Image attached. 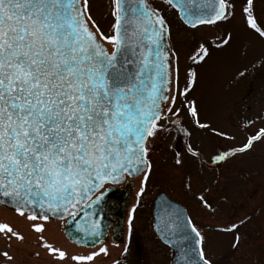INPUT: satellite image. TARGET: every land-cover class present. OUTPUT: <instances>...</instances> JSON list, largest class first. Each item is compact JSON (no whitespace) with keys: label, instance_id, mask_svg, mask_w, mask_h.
Returning <instances> with one entry per match:
<instances>
[{"label":"snow or ice","instance_id":"snow-or-ice-1","mask_svg":"<svg viewBox=\"0 0 264 264\" xmlns=\"http://www.w3.org/2000/svg\"><path fill=\"white\" fill-rule=\"evenodd\" d=\"M167 3L179 9L192 30L226 22L238 11L247 28L264 38L254 0ZM109 8L113 22L105 32L93 17L90 0H0V203L28 221L40 248L60 262L94 264L101 254H110L109 248L105 244L86 254L67 253L46 239L50 218L78 211L89 216L85 209L132 179L139 182L138 199L128 210V240L121 255L130 252L139 197L153 170L152 141L170 132L168 125L190 136L181 119L185 112L198 128L224 140L236 138L201 122L197 101L189 99L199 74L188 68L181 85L179 56L161 11L149 0H110ZM231 39L227 33L218 44L200 42L190 59L199 65L211 47L226 46ZM254 124L249 119L243 127ZM262 142L264 127L247 132L238 146L218 147L211 160L226 163ZM186 149L199 155L191 144ZM175 162L182 163L179 152ZM197 199L215 211L203 194ZM251 219L245 216L215 231L234 234L230 247L239 252L240 228ZM166 230V243L179 247L180 264H214L206 233L191 216L171 210ZM85 231L100 235L95 222ZM0 239L8 249L0 256L12 262L14 243L23 244L26 238L14 225L0 222Z\"/></svg>","mask_w":264,"mask_h":264},{"label":"rangeland","instance_id":"rangeland-1","mask_svg":"<svg viewBox=\"0 0 264 264\" xmlns=\"http://www.w3.org/2000/svg\"><path fill=\"white\" fill-rule=\"evenodd\" d=\"M90 2L93 17L107 32L113 22L110 0ZM152 2L158 4L157 0ZM254 3L258 19L264 22V0H254ZM159 9L171 28L169 42L179 56L181 85L186 83L188 68L195 67L199 74L189 99L197 101L201 122L236 138L224 140L214 136L210 129L198 128L185 112L181 119L190 136L178 133L168 125L172 130L161 133L152 141L150 159L153 170L146 193L139 197L141 203L135 213L134 232L128 241L129 253L121 255L128 240V210L138 199L139 182L132 179L128 180L133 189L126 208L123 240L116 242L112 233L95 247L78 246L66 237L62 227L65 221L56 219L47 223L46 239L71 255L86 254L106 244L110 254H101L94 264H114L115 261L120 264H172L174 250L159 240L153 227L154 200L164 192L183 205L206 233V250L214 264H264L261 255L264 247V142L258 143L251 153L226 163L211 160L218 147L238 146L247 132L264 127V119H256L258 115H264V38L247 28L238 11L226 22L192 30L182 23L168 4H160ZM227 33L232 35L228 45L211 47L210 56L204 62L193 63L190 57L198 43L218 44ZM241 72H244L243 76L239 74ZM249 119L255 120L254 126L243 127ZM188 144L199 155L188 152ZM177 152L182 161L180 165L175 162ZM201 194L215 211L201 205L197 199ZM245 216L252 219L240 228L243 245L239 252H234L230 247L234 234L217 232L215 228L227 226ZM0 222L14 225L26 238L23 244L14 243L10 250L14 260L8 262L0 256V264H76L70 260H54L40 248L29 222L3 204H0ZM4 250L8 249L0 239V251ZM37 251L41 253L39 257L34 255Z\"/></svg>","mask_w":264,"mask_h":264},{"label":"water","instance_id":"water-1","mask_svg":"<svg viewBox=\"0 0 264 264\" xmlns=\"http://www.w3.org/2000/svg\"><path fill=\"white\" fill-rule=\"evenodd\" d=\"M174 8L178 11L180 16L179 9L177 7ZM132 189L133 184L128 183L127 190L125 191L126 196L122 197V199L120 189H118L115 194L107 195L104 200L94 205L91 209H85L90 213L89 216L84 215L82 211H78V214L74 216L61 214L58 217L50 219L64 220L65 223L62 227L66 237L79 246L95 247L103 243L109 236L112 226H114L113 239L118 242L122 239L121 234L125 223V209L126 205L129 203V195ZM96 194L98 195V193ZM93 199H95V196H93ZM169 205L171 206L170 208ZM81 207H83V205H81ZM173 209H179L185 215L189 216L187 209L183 205L171 200L166 193L161 192L157 195L153 206L154 229L160 240L166 245H168L166 243L168 213ZM114 219H118L116 225H113ZM93 222L100 228L99 236H94L91 231H85V229H91L93 227ZM171 248L174 250V260L172 264H180L181 255L179 247Z\"/></svg>","mask_w":264,"mask_h":264},{"label":"flooded vegetation","instance_id":"flooded-vegetation-1","mask_svg":"<svg viewBox=\"0 0 264 264\" xmlns=\"http://www.w3.org/2000/svg\"><path fill=\"white\" fill-rule=\"evenodd\" d=\"M149 2L151 3V5L154 7V8H158L159 9V5L160 4H163V3H165V4H168L167 3V0H157V2H158V4H153V2H152V0H149ZM170 7H171V5L170 4H168ZM172 8V7H171ZM160 10V9H159ZM161 11V10H160ZM162 13V12H161ZM163 14V13H162ZM164 15V14H163ZM165 17V16H164ZM114 223H116V221H114Z\"/></svg>","mask_w":264,"mask_h":264}]
</instances>
